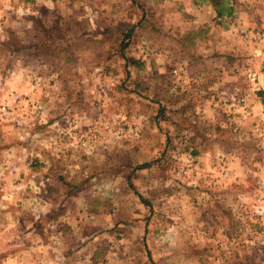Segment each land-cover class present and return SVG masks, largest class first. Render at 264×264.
Returning <instances> with one entry per match:
<instances>
[{
    "label": "clouds",
    "instance_id": "1",
    "mask_svg": "<svg viewBox=\"0 0 264 264\" xmlns=\"http://www.w3.org/2000/svg\"><path fill=\"white\" fill-rule=\"evenodd\" d=\"M222 3L233 17L221 19L211 0H0V264H135L149 250L143 264H239L234 253L264 249V0ZM73 21L81 27L69 33ZM117 30L140 36L127 61L144 67L129 68L131 80L119 50L101 42ZM202 37L212 43L200 67L173 73L186 58L176 43ZM233 45L250 66L216 71L240 51ZM137 81L170 111L190 106L175 103L185 94L200 102L183 142L173 128L172 147L160 143L158 109L117 91ZM230 81L247 91L202 100V89L218 94ZM198 133L208 150L197 155Z\"/></svg>",
    "mask_w": 264,
    "mask_h": 264
},
{
    "label": "rangeland",
    "instance_id": "2",
    "mask_svg": "<svg viewBox=\"0 0 264 264\" xmlns=\"http://www.w3.org/2000/svg\"><path fill=\"white\" fill-rule=\"evenodd\" d=\"M72 5H69L71 7ZM89 7H93V5L89 4ZM103 7V5H101ZM80 13L84 12V9L80 8ZM235 9L232 8L231 15L223 16L221 19L231 18L234 16ZM135 16L133 13L129 14V20H134ZM41 26H43L42 22ZM88 22L87 20L84 21V24L86 25ZM81 26L78 25L75 21L68 23L65 25L66 31L71 33L74 31V29H79ZM217 29H225V24L220 23L217 25H214ZM212 32V29L209 28L208 33H205V37H209ZM242 33L240 35L242 36ZM153 37L156 38L157 42L161 44V48H164L165 51H172L170 48H165L164 44L162 43L163 40L166 38L160 37L158 34L153 33ZM264 35V34H263ZM49 40L53 41V43L56 42V34L55 33H49L48 34ZM60 39H65V36L63 34L60 35ZM104 46L111 48L113 51L119 50L118 56L119 59L126 65V67L123 69V75L126 77L127 80H131L132 72L128 69L131 67H135L136 64L140 66L142 69L144 65L137 61L135 64L129 65L127 61V57L129 55H133V49L136 51H139L137 45L140 42V36L137 34V32L130 31L128 35H125V33H121L119 30H117L114 33L110 34V38L104 39L101 41ZM189 40H184L182 42H177L175 47L179 48L183 51L185 55V59L182 61H176L172 65V72L175 73L177 70L181 71V75L183 76L186 72L188 67H200V60L197 59V56H203L207 52V46L212 43L211 39H205V38H199V41L193 42V44L190 43ZM255 43V42H253ZM240 47L238 45H233V48ZM223 53L222 52H213L211 53V56L214 60H222L223 59ZM108 59H112L111 56L108 57ZM253 59L252 55L247 52L244 48L240 47V51L236 55L228 54L227 60H228V66H224L223 64H218L215 68L216 71H228L229 75L232 74V71L235 69H242L245 67L250 66L247 61H251ZM153 66L155 65V61H152ZM234 66V67H233ZM264 67V64H261L259 66V71L262 74L261 69ZM255 70V69H253ZM122 73L120 71L113 72L112 69L108 70L107 75L110 77L112 75H121ZM263 75V74H262ZM236 76L239 77V71L236 70ZM179 79V78H177ZM182 83V81H181ZM213 83H216V81H213ZM132 88L135 89V91H129L127 87L118 88L117 91L124 96L128 97L127 103L131 105L133 103L132 97H138L140 101L143 102V107L147 111H152L153 109H158V120H159V132L161 134V140L160 143H167L169 147H172L173 141L172 136L173 132L172 129L176 128V140L179 142H183L184 138L180 134L181 130L186 127H190V114H194L196 110L200 108V102L196 101L195 99H190L187 94L184 95L183 100H176V104L184 103L186 105H190L189 107H185L181 110H169V101L161 98L160 100H156L153 98V87L150 85L147 88H144L141 92V84L139 81L135 82L133 85H131ZM177 91H180V86L176 85ZM212 87V85H209V89ZM240 89V94H244L248 86L242 85L239 82L236 81H230L228 83H225L221 85V87L217 90L218 94H213L209 90L202 89V91L205 93L202 96V100L204 102H207L209 100H212L213 98L216 101H220V94H223L225 91H228L229 93H232L236 91V89ZM257 95V93H256ZM258 96V95H257ZM261 102V101H260ZM228 104H231V98L228 99ZM227 113L221 114V122L219 127H223L226 123L225 117H227ZM176 116L181 120L180 124H177L175 121L171 120L170 117ZM165 125H169L168 130H165ZM253 127H255V124H253ZM226 135V134H225ZM228 143L232 147L239 146L241 150L245 153V155L250 154L253 151H257L255 148V145H238V142L234 140H229ZM190 145L195 149L194 154H200L201 150L207 151L208 147L206 144V141L203 140V137L198 133L194 139L190 142ZM152 151H155V149H152ZM257 162H261V156L257 155L256 157ZM254 171H258V169H254ZM143 203H147V201H142ZM103 210V209H101ZM211 209H209L208 213L206 215L211 214ZM213 220L216 224H219L222 220L229 223L230 227H235L231 225V222L228 221V218L226 216L221 217L220 215H216L213 217ZM133 224L140 223L139 221H132ZM149 226H151V218L148 221ZM255 227V226H253ZM225 235H229V238H231V235L228 232L224 233ZM117 238H120V235H117ZM234 256L236 257V260L239 261V264H264V249H261L259 252L256 250H253L252 255L248 254H242L241 252L234 253ZM210 258V257H209ZM151 259V254L149 250V255L145 256L143 253L140 254L138 258H136L135 264H143V260ZM227 264V262H226Z\"/></svg>",
    "mask_w": 264,
    "mask_h": 264
},
{
    "label": "trees",
    "instance_id": "3",
    "mask_svg": "<svg viewBox=\"0 0 264 264\" xmlns=\"http://www.w3.org/2000/svg\"><path fill=\"white\" fill-rule=\"evenodd\" d=\"M211 6L216 11V14L220 17L231 15L232 8L229 6L224 7L222 0H211ZM130 31L126 32L125 35H128ZM262 74L264 75V67L261 69ZM258 97L261 98V103H264V90L257 92Z\"/></svg>",
    "mask_w": 264,
    "mask_h": 264
},
{
    "label": "crops",
    "instance_id": "4",
    "mask_svg": "<svg viewBox=\"0 0 264 264\" xmlns=\"http://www.w3.org/2000/svg\"><path fill=\"white\" fill-rule=\"evenodd\" d=\"M218 24H220V23H218ZM215 25H217V24H215ZM210 29H212V28H210ZM242 35H243V34H242ZM196 41H199V38L196 39ZM193 42H195V41H191L190 43L193 44Z\"/></svg>",
    "mask_w": 264,
    "mask_h": 264
},
{
    "label": "built area",
    "instance_id": "5",
    "mask_svg": "<svg viewBox=\"0 0 264 264\" xmlns=\"http://www.w3.org/2000/svg\"><path fill=\"white\" fill-rule=\"evenodd\" d=\"M243 35H242V37L245 35L244 33H242ZM264 33H262V35H263ZM255 71V70H254ZM259 81H257V83H258Z\"/></svg>",
    "mask_w": 264,
    "mask_h": 264
}]
</instances>
